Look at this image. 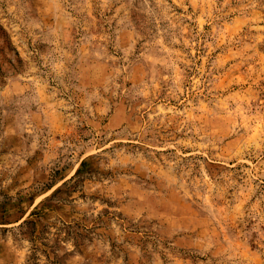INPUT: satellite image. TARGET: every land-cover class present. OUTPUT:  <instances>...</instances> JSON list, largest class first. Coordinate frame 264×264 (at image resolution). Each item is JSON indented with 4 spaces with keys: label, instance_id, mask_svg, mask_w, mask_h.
I'll return each mask as SVG.
<instances>
[{
    "label": "rangeland",
    "instance_id": "374dc122",
    "mask_svg": "<svg viewBox=\"0 0 264 264\" xmlns=\"http://www.w3.org/2000/svg\"><path fill=\"white\" fill-rule=\"evenodd\" d=\"M1 68L0 264H264V0H0Z\"/></svg>",
    "mask_w": 264,
    "mask_h": 264
},
{
    "label": "trees",
    "instance_id": "16d2710c",
    "mask_svg": "<svg viewBox=\"0 0 264 264\" xmlns=\"http://www.w3.org/2000/svg\"><path fill=\"white\" fill-rule=\"evenodd\" d=\"M5 42H6V45L9 46V48L11 47L10 46V40L8 38L5 39ZM12 65L15 69H17L18 67L16 66V64L14 62H12ZM0 71H2L3 73L5 72L4 70H2V68L0 69Z\"/></svg>",
    "mask_w": 264,
    "mask_h": 264
}]
</instances>
